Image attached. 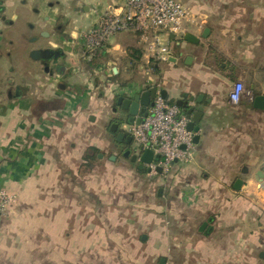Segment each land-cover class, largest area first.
I'll return each instance as SVG.
<instances>
[{"label": "crops", "instance_id": "0c3cea01", "mask_svg": "<svg viewBox=\"0 0 264 264\" xmlns=\"http://www.w3.org/2000/svg\"><path fill=\"white\" fill-rule=\"evenodd\" d=\"M179 1L189 11L183 32L159 35L167 61L148 60L139 35L122 32L88 62L81 57L83 33L126 0H0L7 21L0 25V189L13 197L0 218V264H100L103 256H133L141 243L158 256L171 249L169 237L172 254L190 251L181 264H264V109L253 103L264 96V0ZM21 4L47 14L39 27L45 42L33 44L16 26L13 10ZM187 34L199 42H187ZM46 49L58 58L29 56ZM237 82L244 90L233 104ZM150 88L174 105L192 98L189 106L201 113L192 160L174 163L166 175L140 169L131 161L140 154L133 140L119 143L110 130L119 120L117 98ZM86 153L95 160L108 154L124 175L145 174L158 191L167 187L155 220L112 215L111 231L97 229L98 222L90 227L100 216L77 214L82 201L68 198V190L83 189ZM207 221L209 230L200 232ZM14 223H28L20 226L25 236L37 239L16 259L4 245ZM147 223L148 233H141Z\"/></svg>", "mask_w": 264, "mask_h": 264}, {"label": "built area", "instance_id": "2783aa9c", "mask_svg": "<svg viewBox=\"0 0 264 264\" xmlns=\"http://www.w3.org/2000/svg\"><path fill=\"white\" fill-rule=\"evenodd\" d=\"M189 11L179 0H126L124 7L115 12L108 9L95 26L83 33L84 49L81 57L90 62L106 49L115 34L132 32L138 34L145 45L148 60L167 61L168 46L161 42L160 33L177 36L183 32V23ZM243 84L237 82L229 93L233 104H237L243 93ZM147 116L139 125L132 124L126 129L136 149L140 152L151 150L158 155L147 166L150 174L166 175L174 163H188L193 158L194 135L187 130L188 120L179 107L169 103L157 91ZM163 158V161L161 159ZM12 195L0 189V218L12 204Z\"/></svg>", "mask_w": 264, "mask_h": 264}, {"label": "rangeland", "instance_id": "374dc122", "mask_svg": "<svg viewBox=\"0 0 264 264\" xmlns=\"http://www.w3.org/2000/svg\"><path fill=\"white\" fill-rule=\"evenodd\" d=\"M13 14L17 18L15 22L16 26L19 27L21 32L29 36V40L34 39V41H32L33 44L46 41L47 38H45V33L42 34L39 30V27L44 25L45 19L47 18V14L44 12L43 8L38 5L31 6L29 4H21L13 10ZM107 153L110 154L109 152ZM108 154H106L104 160L102 158L101 160L94 159L91 161V165L94 167L92 172L86 174V171L90 168L87 167L88 165H83L85 166V173L82 175L80 174V177H78V182L81 180L83 183L82 190H68L69 199L78 198L82 201V207L77 208V214L85 217L92 216L93 218L97 215L100 216L97 221L94 220V223L89 224L90 227H93L95 222H98L96 223V225L99 226L97 229H107L109 231H111L112 215L119 219L124 218V216H131L132 218L142 216V218L151 217V220L152 218L155 220V216L163 209L162 205H164V199L161 197L164 194V189L167 190V187L164 186L163 191L162 189L160 190L161 196L158 195V188L161 186L155 185L154 179L151 181L149 176L134 172L131 176L124 175L122 172L118 171L121 166L119 162L114 161L110 163ZM126 164H128V161ZM115 201H120L121 205H118L119 203H115ZM26 211L27 208L25 212ZM166 215L168 218H171L169 213ZM82 220L86 221L89 219L84 218ZM87 223L88 222L83 223L84 230H86ZM26 225H28V223H14L13 227L16 226L17 229L11 230L12 237L9 238V244H4L8 247L12 246L15 249L12 258L16 259V253L17 251L21 252L24 248L23 245L26 244L28 248H32L36 245L35 242L37 239L34 240L25 236L27 231L26 229L23 231L21 227H25ZM116 225L118 226V224ZM150 225L151 223H147V227L145 228L144 224V229H142L141 233L147 234ZM166 226L172 229V223ZM6 229H9V227H6ZM172 239L173 238L169 237L168 245L171 249L164 254L156 256V254L147 253L145 249L146 245L141 243L138 245V249L133 250V256H103L100 258V264H159L161 259L164 260V264H181L182 261L191 258L190 251L188 252L187 249H185L183 254H172ZM140 249H142V252ZM193 260L194 258L191 259V262ZM188 261H190V259Z\"/></svg>", "mask_w": 264, "mask_h": 264}, {"label": "water", "instance_id": "95a60500", "mask_svg": "<svg viewBox=\"0 0 264 264\" xmlns=\"http://www.w3.org/2000/svg\"><path fill=\"white\" fill-rule=\"evenodd\" d=\"M201 38H206L205 34L201 35ZM187 42L197 44L199 42L198 38H195L191 34H187L184 38ZM30 57L34 60H41V61H49L52 58H58V54L56 51L53 50H33L31 51ZM157 93L156 88H150L145 90L144 92H139L135 94H131L128 97L119 96L116 100V106L120 109L118 113V123L113 124L110 127V130L116 134L115 140L119 143L124 142L125 144L131 145L132 138L126 134V130L121 129L122 125L126 124H136L139 125L141 121L147 116V110L149 107L152 106V101ZM160 95L165 99L166 93L164 91L159 92ZM193 99L190 98L186 101H177L176 105L184 109L185 118L188 120L187 130L192 133L198 132V127L195 126L196 123H199V119L197 120V116L201 115V113H194L195 108L189 106V103H192ZM254 106L258 109H264V96H256L253 98ZM120 127V128H119ZM198 140V136H194L193 142L196 143ZM130 152H125L124 155H129ZM158 161L160 157L158 155H153V152L149 149L140 152L139 157L137 154H133L131 156V161L135 162L136 160L139 161L140 165L139 168L142 169L144 166L148 165L152 162V160ZM163 161V158L161 159ZM158 172H161V169L158 168ZM242 185L241 180H236L234 184V188L239 190ZM160 195V190L158 192ZM209 221L204 222L200 228V232H206L209 230L208 227ZM163 263V260L160 262Z\"/></svg>", "mask_w": 264, "mask_h": 264}, {"label": "trees", "instance_id": "16d2710c", "mask_svg": "<svg viewBox=\"0 0 264 264\" xmlns=\"http://www.w3.org/2000/svg\"><path fill=\"white\" fill-rule=\"evenodd\" d=\"M93 159H94L93 156L90 157V156L88 155V153H86L85 156H84V158H83V161L85 162V164H83V165H88L87 167L91 168V167H92V165H91V161H92Z\"/></svg>", "mask_w": 264, "mask_h": 264}, {"label": "flooded vegetation", "instance_id": "af4514ba", "mask_svg": "<svg viewBox=\"0 0 264 264\" xmlns=\"http://www.w3.org/2000/svg\"><path fill=\"white\" fill-rule=\"evenodd\" d=\"M6 23H7V21H5V17L3 16V10H2V7L0 5V25L1 24H6Z\"/></svg>", "mask_w": 264, "mask_h": 264}]
</instances>
